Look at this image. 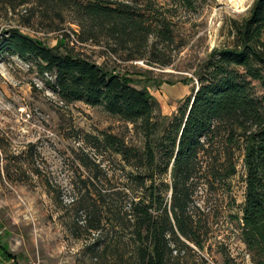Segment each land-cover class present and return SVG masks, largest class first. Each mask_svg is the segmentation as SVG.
<instances>
[{"label": "trees", "instance_id": "obj_1", "mask_svg": "<svg viewBox=\"0 0 264 264\" xmlns=\"http://www.w3.org/2000/svg\"><path fill=\"white\" fill-rule=\"evenodd\" d=\"M172 3L193 7V0ZM0 4L11 12L29 6L25 11L32 10V18L38 12L50 30L59 29L68 16L79 27L81 41L103 42L110 55L118 54L124 61L169 64L150 55L175 42V22L155 0H0ZM228 36L229 42L213 47L189 68L193 78L179 79L195 80V85L176 113L163 116L147 88L135 87L127 73L72 49L61 51L60 44L44 45L14 26L3 33V50L32 59L38 73L51 74L63 101H82L131 125L134 139L129 143L103 133L92 146L98 153L118 155L128 168L122 188L102 186L103 191L95 193L102 206L106 203L109 217L104 219L101 210L91 211L84 220L87 230L99 231L92 252L101 253L102 261H107L108 253L124 264L119 248L128 245L130 264H169L180 236L198 244L197 227L189 215L196 188L199 184L210 191L218 187L230 191L240 158L245 186L241 239L251 261L264 264V0H252L245 16L231 19ZM182 46L177 43L175 49ZM82 165L100 166L89 158ZM89 179L88 175L84 182ZM106 220L122 233L104 244L100 239ZM15 258L0 236V264Z\"/></svg>", "mask_w": 264, "mask_h": 264}, {"label": "rangeland", "instance_id": "obj_2", "mask_svg": "<svg viewBox=\"0 0 264 264\" xmlns=\"http://www.w3.org/2000/svg\"><path fill=\"white\" fill-rule=\"evenodd\" d=\"M155 1L175 22V42L150 52L160 63L169 61L166 66L124 61L118 54L110 55L103 42L81 41L79 27L68 16L59 29L50 30L48 20L38 18V12L32 18V10L25 11L29 6L11 12L0 4V236L17 256L5 264H117V256L107 253L104 262L101 253L92 252L99 231L87 230L84 220L91 211L101 210L104 219L109 217L106 203L102 206L95 193L103 191L102 186L122 188L128 168L118 155L98 153L92 146L103 133L116 134L128 143L134 138L131 125L100 108L63 101L51 74H40L32 59L3 50V33L14 26L44 45L60 44L61 51L72 49L127 73L135 87L147 88L161 115L170 116L195 85V80L183 83L179 79L193 78L189 68L213 47L230 41V20L245 16L252 0H193L192 8L178 7L172 0ZM177 43L184 46L176 50ZM147 79L162 83L154 86ZM87 158L100 166L86 169L82 162ZM88 175L90 182H84ZM243 178L239 158L230 191L220 187L210 191L198 184L189 209L198 244L180 236L169 264H254L241 239ZM105 222L100 239L104 244L122 233L110 220ZM119 249L123 263L130 264L131 247Z\"/></svg>", "mask_w": 264, "mask_h": 264}]
</instances>
